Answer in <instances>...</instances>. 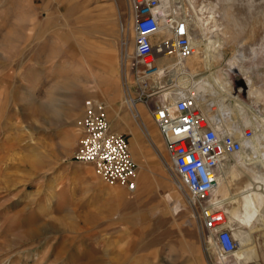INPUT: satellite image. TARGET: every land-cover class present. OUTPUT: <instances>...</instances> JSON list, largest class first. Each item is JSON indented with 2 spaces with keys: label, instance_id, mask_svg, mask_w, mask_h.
Instances as JSON below:
<instances>
[{
  "label": "rangeland",
  "instance_id": "1",
  "mask_svg": "<svg viewBox=\"0 0 264 264\" xmlns=\"http://www.w3.org/2000/svg\"><path fill=\"white\" fill-rule=\"evenodd\" d=\"M161 1L190 18L195 51L185 66L144 76L134 67L127 0H0V264H221L145 106L137 107L147 133L123 103L124 82L134 95L144 80L153 100L195 87L203 110L211 101L221 107L208 112L219 122L253 129L244 152L223 161L230 169L220 185L218 172L212 195L238 213L239 187L264 176V0ZM90 97L106 103L112 131L129 139L133 192L74 158L76 121ZM41 104L55 112L43 116ZM240 229L242 259L264 264V216Z\"/></svg>",
  "mask_w": 264,
  "mask_h": 264
},
{
  "label": "built area",
  "instance_id": "2",
  "mask_svg": "<svg viewBox=\"0 0 264 264\" xmlns=\"http://www.w3.org/2000/svg\"><path fill=\"white\" fill-rule=\"evenodd\" d=\"M132 16V57L144 69V76L155 73V60L160 55L176 58L177 68L194 54L190 18L180 14L181 5L163 7L161 0H127ZM127 55L121 52L125 66ZM174 68V67H173ZM172 68V69H173ZM167 69V68H166ZM136 78L142 75L135 70ZM123 103L134 120L141 121L142 103L162 138L165 151L178 180L177 187L186 193L197 210L202 230L212 242L219 256H231L238 243L227 213L212 199L219 166L231 156L239 154L242 140L253 136L251 127L231 128L212 120L208 112H217L214 102L205 111L202 103L190 90L180 95L170 93L172 100H153L146 91V82L131 85L124 82ZM106 103L98 98H87L77 119L78 143L74 158L93 166L94 172L107 184L118 185L128 192L137 188V165L129 139L124 133L112 131ZM145 129L144 124L141 122ZM235 264H248L243 259Z\"/></svg>",
  "mask_w": 264,
  "mask_h": 264
},
{
  "label": "bare ground",
  "instance_id": "3",
  "mask_svg": "<svg viewBox=\"0 0 264 264\" xmlns=\"http://www.w3.org/2000/svg\"><path fill=\"white\" fill-rule=\"evenodd\" d=\"M162 5H163V3H162ZM164 7V6H163ZM119 29H120V33H123L124 32V27H123V25L120 23V26H119ZM210 32V31H209ZM214 32V31H213ZM192 33V32H191ZM215 34V33H214ZM191 38H192V35H191ZM193 41V40H192ZM122 43H124V42H122ZM122 43H121V45H122ZM219 45V44H218ZM163 58H168L167 56H165V55H160L156 60H155V63H156V61L157 60H159V59H163ZM168 59H171V57L170 58H168ZM172 60V59H171ZM174 61H175V58L173 59ZM157 65V68H156V71H155V73L157 74V75H160V74H162L163 72H164V70L166 69V68H172V67H174L175 65H177L176 64V61L175 62H167V63H164V64H156ZM181 66H185V64H181ZM174 73V72H173ZM215 80L216 79H214V78H212L211 76H208V81L209 82H213V83H215ZM196 80H194V81H192V84L195 82ZM217 82V81H216ZM243 84V83H242ZM193 86V85H192ZM193 90L195 91V96H197L198 98H200L202 95L199 93V90L197 89V88H195V87H193ZM168 94V92H164V93H162L161 94V96L162 97H164V96H166ZM226 94H228L231 98H233V99H235L236 101H237V103L239 104L240 103V100L238 99V97L237 96H235V95H232V94H229V93H226ZM160 97V96H159ZM204 102H206V99L202 96V98H201ZM217 103V102H216ZM215 105V104H214ZM218 105H220L219 103L217 104V106ZM220 108V109H219ZM217 109H219L220 111H222L221 110V107L220 106H218V108ZM38 110L40 111V113L43 115V116H45L47 113H48V115L49 114H52V113H54L55 112V109H54V106L52 105V104H41V105H39V107H38ZM219 111V112H220ZM217 113V112H216ZM132 115V114H131ZM210 115V114H209ZM133 117V116H132ZM210 117L212 118V120L213 121H215L216 123H219V117H218V114H216V115H213V114H211L210 115ZM134 119V118H133ZM135 121H137V120H135ZM138 122V121H137ZM140 122H142L143 124H144V127H145V129H144V131L147 133V127H146V125H145V123L143 122V120L141 119V121ZM251 139H249V140H242V148H243V150L239 153V155L242 153V152H244V147L245 146H248L249 145V141H250ZM238 155V154H237ZM245 163H246V160L245 159H238V160H236V162H235V165H237V166H239V167H243L244 165H245ZM225 164V162H223L222 164H220V166H219V170H218V172L221 170V178H219L218 179V185H220L222 182H223V180H224V178H225V176H226V173L229 171V169H230V167L228 166V165H224ZM260 176H262V175H260ZM263 178V177H262ZM218 187V186H217ZM213 191H216V188H215V182H214V190ZM214 193V192H213ZM246 194V195H245ZM243 195H245V199H244V201H243V203H244V212H245V215H244V217L242 218V223L244 224V225H248V226H250L251 224H252V222H254L255 220H257V217L255 216V214H259L260 213V210H261V205L259 204V201H260V199H261V201H263L264 202V190L261 188V183H256V184H254L253 183V185H252V189H246V190H244V192H243ZM214 200V202L215 203H217V204H219V205H221L222 207H223V202H221V201H218V200H216V198L215 199H213ZM224 210L226 211V213H227V215H228V217H229V220H230V222L231 221H235V220H237V221H239V215L235 212V211H230L229 213H228V211L224 208ZM230 214V215H229ZM231 218V219H230ZM231 227H232V229H233V234H234V231H235V227L233 226V224H232V222H231ZM122 233V232H121ZM126 233H128V234H130V235H132L133 234V231H128V230H125L124 231V233L123 234H126ZM235 236V235H234ZM236 238V237H235ZM236 240H237V243L239 244V237L238 238H236ZM233 254L237 257V258H243V256H244V253H243V251H240L239 249H235L234 250V252H233ZM227 260H228V256H219V263H221V264H227ZM237 262V261H236ZM235 264V263H234Z\"/></svg>",
  "mask_w": 264,
  "mask_h": 264
},
{
  "label": "crops",
  "instance_id": "4",
  "mask_svg": "<svg viewBox=\"0 0 264 264\" xmlns=\"http://www.w3.org/2000/svg\"><path fill=\"white\" fill-rule=\"evenodd\" d=\"M167 62H169V59L168 58H163V59H159V60H157L156 61V64L158 63V64H164V63H167ZM170 81V80H169ZM168 81V82H169ZM114 127H115V129H119V126H118V124L117 123H115L114 124ZM263 177V178H262ZM253 183L254 184H256V183H262V184H264V176H256L251 182H249L248 184H243L242 186H240L239 188V198H238V200H239V212L237 213L238 215H239V221H237V220H235L234 222L236 223V224H238L237 225V227H235V231H237L236 233L238 234V232H239V234L238 235H240V239L241 240H243V242H244V244H245V241H244V239H243V234L242 233H245V231L244 230H242V229H240V227L241 226H243V227H245V228H248L249 230H250V228L252 229L253 228V225L255 224V222L260 218V217H262V216H264V202L263 201H261V199H260V201H259V204L262 206L261 207V210H260V213L257 215V214H255V216L257 217V220H255L254 222H252V224L250 225V226H248V225H244L243 223H242V218L244 217V215H245V212H243V210H242V204H243V201H244V199L246 198L245 197V195H243V192H244V190H246V189H252V185H253ZM235 231H234V235L236 234L235 233ZM236 237V236H235ZM239 239V240H240ZM239 244H240V241H239ZM242 259V258H241ZM240 259V260H241ZM244 260V259H243ZM245 262V261H244ZM248 262V261H247ZM252 263V261H249L248 262V264H251Z\"/></svg>",
  "mask_w": 264,
  "mask_h": 264
}]
</instances>
